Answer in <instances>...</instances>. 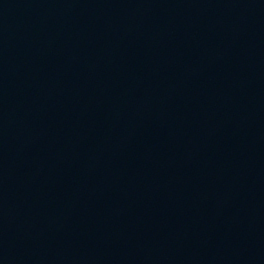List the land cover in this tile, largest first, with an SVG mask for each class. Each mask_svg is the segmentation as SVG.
Here are the masks:
<instances>
[{
	"label": "water",
	"instance_id": "95a60500",
	"mask_svg": "<svg viewBox=\"0 0 264 264\" xmlns=\"http://www.w3.org/2000/svg\"><path fill=\"white\" fill-rule=\"evenodd\" d=\"M264 0H0V264H233Z\"/></svg>",
	"mask_w": 264,
	"mask_h": 264
}]
</instances>
